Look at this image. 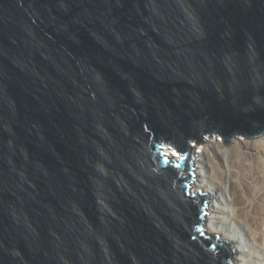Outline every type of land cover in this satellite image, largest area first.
Instances as JSON below:
<instances>
[{
	"label": "water",
	"instance_id": "water-1",
	"mask_svg": "<svg viewBox=\"0 0 264 264\" xmlns=\"http://www.w3.org/2000/svg\"><path fill=\"white\" fill-rule=\"evenodd\" d=\"M208 133H264V0H0V264H233Z\"/></svg>",
	"mask_w": 264,
	"mask_h": 264
},
{
	"label": "bare ground",
	"instance_id": "bare-ground-1",
	"mask_svg": "<svg viewBox=\"0 0 264 264\" xmlns=\"http://www.w3.org/2000/svg\"><path fill=\"white\" fill-rule=\"evenodd\" d=\"M213 137L210 133L196 144L195 177L189 183L190 193L213 194L204 232L233 245L238 253L233 264H264V133L235 138L228 146Z\"/></svg>",
	"mask_w": 264,
	"mask_h": 264
},
{
	"label": "rangeland",
	"instance_id": "rangeland-1",
	"mask_svg": "<svg viewBox=\"0 0 264 264\" xmlns=\"http://www.w3.org/2000/svg\"><path fill=\"white\" fill-rule=\"evenodd\" d=\"M214 137L213 138H220V141H221V143H223V145H225L224 144V141H223V139H222V136H220L219 134H217V133H211ZM208 135H210V133H208V134H206V135H204L203 137H202V140L205 138V136L206 137H208ZM257 137V136H256ZM198 142L196 141V140H192L191 142H189V144H190V146L192 147V149H193V151L195 152H197L198 151V149H197V147H196V144H197ZM176 153H178V151L176 150ZM179 155V154H178ZM191 189V188H190ZM191 191H192V189H191ZM205 215H207V212L205 211ZM205 215H204V219H205ZM203 219V222H205V220ZM204 230V229H203ZM205 233V232H204ZM206 234V233H205ZM207 235H217V234H207ZM233 246V245H232Z\"/></svg>",
	"mask_w": 264,
	"mask_h": 264
},
{
	"label": "snow or ice",
	"instance_id": "snow-or-ice-1",
	"mask_svg": "<svg viewBox=\"0 0 264 264\" xmlns=\"http://www.w3.org/2000/svg\"><path fill=\"white\" fill-rule=\"evenodd\" d=\"M181 159H183V157H181Z\"/></svg>",
	"mask_w": 264,
	"mask_h": 264
}]
</instances>
